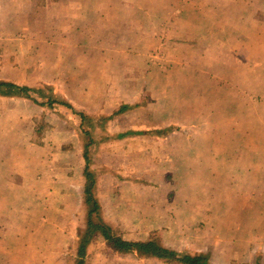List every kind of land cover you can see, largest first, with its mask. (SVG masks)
I'll return each mask as SVG.
<instances>
[{
    "label": "crops",
    "instance_id": "crops-1",
    "mask_svg": "<svg viewBox=\"0 0 264 264\" xmlns=\"http://www.w3.org/2000/svg\"><path fill=\"white\" fill-rule=\"evenodd\" d=\"M131 7L130 4L127 6V0H0V14H13L15 19L11 15L12 20H16V24L8 26L12 29L10 38L0 33V81H10L34 90L46 86L52 90L51 95H61L62 100L77 111L92 118H105L101 120L103 132L100 134L96 120V131L91 135L96 145L89 149L90 170L97 182L94 194L102 208V217L119 231L124 240L143 242L153 234L177 254L206 255L209 264H264V215L260 214L264 170L255 164L243 166L240 152L234 157L237 162L230 163L229 152L221 151L218 166L212 149L204 152L207 161L200 168L192 161L198 158L197 152L191 156V152L168 150L166 146L167 150H164L160 146L165 140H174L175 136L159 138L155 134L138 132L135 131V123L126 130L112 133L110 125L113 121L125 119L136 109L127 102H118L116 89L106 83L107 79L116 76L117 62H124L123 58L117 59L116 48L132 47L134 32L141 36L140 32L144 31L138 39L154 41L152 31L161 30L149 17L143 23H134ZM21 18L23 22L20 23ZM260 26L264 28V23ZM209 32L205 38L211 37ZM262 34L264 36V31ZM123 55L125 53L120 56ZM123 72L127 74V70ZM258 94L261 96V92ZM28 102L32 105L26 102V107L37 113V105ZM258 103L259 100L254 98L251 105L243 108V118L251 123L253 135L257 138L260 136L262 105ZM122 106L129 108L116 113ZM20 107L21 104L4 105L0 102V264H53V260L47 262L52 246L47 240L66 238L69 231L77 239L84 228L82 215L77 216L79 221L72 226L69 225V217L72 212L74 220L75 213L78 210L82 212L85 163L80 147L83 181L76 190V198H68L71 188L68 182L61 181H66L70 169L69 156L73 151L67 148L63 151L61 158L64 164L61 166L54 162L46 139L32 144L29 136L22 138ZM69 112H64L66 118L71 117ZM127 132L137 134L119 137V134ZM206 141L212 144V135L207 136ZM142 143L148 144L142 147ZM157 145L163 149L159 154ZM113 148H118L119 153L130 158L144 153L143 150L153 159L156 156L166 158L164 173L171 179L169 182L165 180L157 189L150 184L124 181L120 176L119 180L115 176L104 180L109 173L104 169L102 175L104 170L96 161L100 154H112ZM22 152H27L23 156V169ZM158 162L156 165L161 166ZM29 164L35 167L33 172L28 170ZM232 164L235 166H230ZM128 165L135 167L136 173L148 176L149 165L140 163L139 169L133 162ZM118 168L127 170L123 165ZM59 182L64 183L60 184L64 194L58 198L53 192ZM22 191L25 198H22ZM30 193L32 197H29ZM69 205L73 207L69 213L56 212V218L60 217L62 222L61 230L56 231L53 226L54 208ZM22 207L35 208L32 228L26 220L22 222V216L30 214ZM34 236L44 239L41 254L27 244L20 246L22 237L30 239ZM86 264L177 263L142 258L136 254L120 255L95 234L86 248Z\"/></svg>",
    "mask_w": 264,
    "mask_h": 264
},
{
    "label": "rangeland",
    "instance_id": "rangeland-1",
    "mask_svg": "<svg viewBox=\"0 0 264 264\" xmlns=\"http://www.w3.org/2000/svg\"><path fill=\"white\" fill-rule=\"evenodd\" d=\"M129 4L132 6L134 23H141L149 17L154 26H159L161 30L152 31L155 35L154 41L138 39L142 37L144 31L140 32L141 36H136L134 32L132 47L118 46L116 48L117 59L123 58L124 62H117L116 76L107 79L106 83H110L116 89L118 102H127L136 109L134 108V113L128 114L129 116L125 119L113 121L110 125L112 133L126 130L128 126L135 123L137 128L135 131L138 132L155 134L159 138L167 135L175 136L174 140L170 142L165 140L160 146L164 150H167L166 146L168 150L171 148L181 150L182 153L191 152V156L193 152H197L198 158L194 157L192 161L198 163L200 168H203L207 161L204 158V152L212 149L218 164L221 151L229 152L230 163L237 162L234 157L237 152H240L243 166L252 167L255 164L263 171L264 36L262 32L264 28L260 25L264 23V0H127V6ZM11 15L14 16L7 13L0 14V33L9 38L12 36V29L8 26L12 23L16 24V20L13 21ZM208 32L211 37L205 38ZM156 34L160 36L157 37ZM253 37L257 38L253 39ZM120 49L122 51L118 52ZM123 53L125 55L120 56ZM123 70H127V74L124 75ZM32 96L43 104V106L37 105V113H34L30 107H26V102L31 103L25 99L0 98V102L4 105L19 106L21 104L18 110L21 114L22 138L29 136L32 144L42 138L46 139L51 148L49 152L53 155L52 158L56 164L61 166L64 164L61 157L66 148L73 151L69 156L71 160L68 176L65 178L66 181L61 182H68L71 188L68 198H76V190L80 188L83 181L81 176L83 160L79 151L83 145L79 137L84 141H87L88 137H84L81 133L80 119L63 105L47 106L39 95L32 94ZM52 96L62 102L61 95ZM254 98L262 104L258 138L253 135L251 123L248 124V120L243 118V108L246 109L251 105ZM64 112H69L71 117L66 118ZM46 119L52 123H47ZM44 122L49 126L47 131H41L35 135L36 125L44 124ZM210 135H212V144L206 141V137ZM144 144L148 143H142V147ZM162 148L160 149L157 145L158 154L163 151ZM143 152L130 158L119 153L118 148H113L112 154H100L96 164L109 173L107 178L103 177L104 180L112 176L119 180L121 177L124 181L150 184L156 189L165 183V180L169 182L171 177L164 173L167 166L164 162L167 159L157 156L153 159L144 150ZM26 153L22 152V169L25 163L23 156ZM164 154L162 153V156ZM31 157L33 158L34 155ZM161 160V163L158 162ZM131 162L134 166L136 164L138 169L141 167L140 163L149 165L148 176L145 175L146 173H136L135 167L128 165ZM157 162L161 166L156 165ZM121 165L126 166L127 170L119 169L118 166ZM28 168L32 172L35 169L30 164ZM104 173L105 170L102 175ZM61 174L60 172V176ZM64 183L59 182L57 186H54V196L59 198L64 194L60 188V184ZM29 197H32V193ZM22 198H25L24 191H22ZM261 199L260 214L264 215V191H261ZM72 208V205L54 208L53 226L56 231H60L62 225L60 217L56 218V212L68 211L69 213ZM180 209L184 212L183 207ZM22 210L30 212L26 217L22 216V222L26 220L32 228L36 217L35 208L22 207ZM78 212L75 213L74 220L73 213H70V226L78 223H76L77 220L79 221L77 216L81 215ZM75 227L77 229V226ZM25 230L28 232L27 226ZM66 235V238L56 237L47 240L52 243L47 262L53 260V264L74 263L77 239H74V233L71 231ZM25 244L36 248L38 254L44 251V239L39 236L30 239L22 237L20 246ZM42 257L45 258L46 255L43 254ZM4 261L3 259L2 262Z\"/></svg>",
    "mask_w": 264,
    "mask_h": 264
},
{
    "label": "trees",
    "instance_id": "trees-1",
    "mask_svg": "<svg viewBox=\"0 0 264 264\" xmlns=\"http://www.w3.org/2000/svg\"><path fill=\"white\" fill-rule=\"evenodd\" d=\"M56 1V0H52ZM52 90L48 87L43 89L34 90L28 86H17L9 81H0V97L4 98H21L28 100L38 106H43L32 94L39 95L40 98L44 99V103L47 106L53 104H61L67 110L71 111L72 114L79 117L80 119V130L84 137H88V140L84 141L80 138L82 143V155L85 163L82 175L84 177V192L82 198V218H83V230L77 235V243L75 245V261L72 264H86V248L93 235H100L106 244L115 252L120 255H134L136 254L142 258H155L164 261H174L177 264H209L208 258L203 254H177L173 250L165 247L158 238H155L152 234L150 238L143 242H130L122 238L119 231L113 228L109 223L105 222L102 217V208L98 202L94 188L96 186L95 177L90 170L91 153L89 149L94 146V141L90 135L96 131V120L97 125L100 127V134L103 132L104 125L101 124V120L94 116H89L83 112H79L68 104L64 99L59 102L56 98L51 95ZM129 107L122 106L116 113H122L128 110ZM47 125L44 123H38L34 130L35 135L44 131ZM137 134L134 132H127L125 134H119V137L127 135ZM86 139V138H85ZM37 142V141H36ZM34 142V143H36ZM40 143V142H37ZM84 143V144H83ZM96 145V144H95Z\"/></svg>",
    "mask_w": 264,
    "mask_h": 264
}]
</instances>
